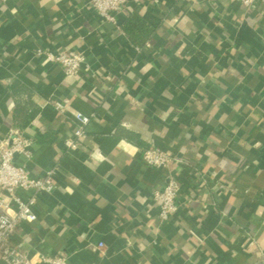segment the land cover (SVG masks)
Instances as JSON below:
<instances>
[{
    "label": "crops",
    "instance_id": "crops-1",
    "mask_svg": "<svg viewBox=\"0 0 264 264\" xmlns=\"http://www.w3.org/2000/svg\"><path fill=\"white\" fill-rule=\"evenodd\" d=\"M115 16L0 6V141L21 132L32 154L14 162L55 172L12 242L33 264H264V0H128ZM39 49L88 66L67 75ZM76 111L91 120L70 149ZM152 146L178 160L148 165ZM170 176L179 210L162 221Z\"/></svg>",
    "mask_w": 264,
    "mask_h": 264
},
{
    "label": "built area",
    "instance_id": "built-area-1",
    "mask_svg": "<svg viewBox=\"0 0 264 264\" xmlns=\"http://www.w3.org/2000/svg\"><path fill=\"white\" fill-rule=\"evenodd\" d=\"M9 0H0V6ZM247 9H252L258 0H237ZM128 0H91L92 8L106 20L115 22V14L126 7ZM38 54L48 60L58 63L65 73L78 76L86 65L85 55L82 53H54L39 49ZM72 136L67 139V148L77 147L79 139L84 136L91 115L76 111ZM28 141L19 131H14L10 137L0 141V260L6 264H33V259L18 245L12 242V236L25 221H34L37 215L34 205L37 195L43 191H52L55 188L54 169L47 170L43 175L32 176L24 166L14 162L17 154L30 156ZM145 163L155 167L169 168L178 160L159 147H150L143 153ZM181 189L180 181L170 176L164 187L155 192V200L160 206V219L166 221L179 210L178 196ZM28 191L32 194L27 199L19 195V191ZM100 244L98 247H102ZM40 261L47 264H68L65 254L40 255Z\"/></svg>",
    "mask_w": 264,
    "mask_h": 264
}]
</instances>
